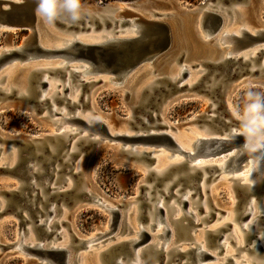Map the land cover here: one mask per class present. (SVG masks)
Listing matches in <instances>:
<instances>
[{"label": "rangeland", "instance_id": "374dc122", "mask_svg": "<svg viewBox=\"0 0 264 264\" xmlns=\"http://www.w3.org/2000/svg\"><path fill=\"white\" fill-rule=\"evenodd\" d=\"M216 5L219 8H227L228 11L232 12L233 8H238L240 11L235 12V20L231 18V15H227L223 17L224 20V29L230 31L229 27L235 24L238 20L240 12L242 9H245L246 19L242 17L241 20H247L249 23L251 21L252 25L257 27H264V0H82V9L83 11L94 10V11H108L106 10L109 7H116L123 5L131 11L130 19L138 20L139 19H155L161 20L166 23L170 29L171 33V47L163 56L164 58L155 62L153 65H148V68L141 69V71H135L131 75L127 77L122 83H107L104 79L108 77H94V81L98 80L100 82L96 84L88 85L84 91H82V95L80 94V104H77L74 109L80 108L84 114L87 111L93 110L98 115L102 116L109 122L110 126H114L115 130L118 132L120 129V124L123 122L126 123V128L134 133L135 130L140 131V126L138 120L140 119V109L144 107V101L140 100L142 95V89L144 86L142 85L143 80L147 79L148 82H151L153 78L158 79L162 78L165 75L161 74L165 69H168L173 61H191V65H196L197 62L203 61L205 58L213 57L218 54V52L225 51L228 49V45L218 46L214 40V36H211L209 39L201 40L200 37L196 35L193 30L194 18L198 14L197 9L203 7L204 5ZM112 13V10L108 11ZM121 20V19H120ZM125 21V19H122ZM83 21V19H81ZM81 21H76L75 23L70 22L75 27H80L82 24ZM85 22V21H84ZM109 26L100 25L96 27V25L92 22L89 24H85V27L88 28V31H96L97 34L99 32H119L120 29L124 30L127 24H122L121 26L117 24L114 26L112 22H108ZM112 24V25H111ZM250 24V23H249ZM102 26V27H101ZM91 28V29H90ZM87 30H83V33L88 32ZM79 32V31H78ZM112 34V33H111ZM58 35V34H57ZM27 36L26 31H9V30H1L0 31V49L7 48L11 46H19L23 39ZM119 36V34L115 35ZM202 36V35H201ZM217 46V47H216ZM251 52V48L245 49L242 53ZM255 52V51H253ZM59 62V60H41L39 61H30L19 63L18 61L13 62L10 65L4 66L0 70V77L8 76L12 73V84L17 85L18 76L22 75L25 71L29 72L31 68L34 66L45 64H53L55 62ZM40 63V64H39ZM37 65V66H38ZM174 66L178 68L175 64ZM200 67H195L194 69H189V71L194 72ZM27 69V70H26ZM25 70V71H24ZM17 71V72H16ZM21 71V72H20ZM148 71L150 73L148 74ZM153 71V73H152ZM138 73V74H136ZM28 74V73H27ZM148 75V76H147ZM16 76V77H15ZM19 76V77H20ZM201 76V74H200ZM147 77V78H146ZM91 78L90 76L85 77ZM17 79V80H16ZM244 81L239 88L235 91L232 97V103L237 109L238 106H242L245 99V93L248 90H254L259 92L261 95H264V74L254 73L251 76H244L241 79ZM106 82V83H105ZM78 83L75 81L73 86H76ZM6 83L0 82L1 88H4ZM229 85L226 87H222L220 89L221 94L217 98L207 90V88H193L190 91H186L178 94V99L175 103L171 104V106L165 111V116H167L172 122H176V129L167 130L171 136L175 138L178 142L189 149V145L194 139L202 134L204 130H201L205 126H213L215 123L224 122L226 131L235 129L234 123L229 119L228 114L225 112V108L223 105L224 95L228 92ZM75 89V88H74ZM73 89V90H74ZM71 90V93L73 92ZM77 90H80L81 87H78ZM139 91V97L137 99L134 98V94L136 91ZM141 90V91H140ZM142 92V93H141ZM78 91H75L77 94ZM74 95H72L73 97ZM34 103H25L21 101L14 100L12 98L2 100L0 99V139L2 140L0 147H10L17 149V143L24 141L26 139L33 138H42L49 131L54 130L56 128V124L52 123L56 118H51L47 115V110H49L48 106H45L43 109L38 110L33 106ZM65 107V103L61 102L58 107V112ZM68 110V109H66ZM149 111V108L146 109ZM40 111V112H39ZM150 112V111H149ZM154 119L146 122V119H142L146 126L151 130H158L154 127L161 125L160 119L161 110L155 111L152 110ZM70 113V111H69ZM72 113V111H71ZM207 113H210L211 116L218 117L214 118V122H209L207 119ZM157 114V117L156 116ZM70 114L67 116L69 117ZM232 115V114H230ZM164 116V115H163ZM232 117L236 119L233 115ZM194 119V120H193ZM56 123V122H55ZM138 123V124H137ZM71 125H64L66 128H71ZM75 128V127H74ZM221 130V129H220ZM166 131V132H167ZM223 131V130H222ZM120 143H108L107 141L98 144L94 149L90 148L85 153V158L82 161V165L79 170V174L76 176L72 175H63V164L58 165V161L56 163V174L54 175L55 181L51 184L52 187H62V190L67 189V185H64L60 180L65 177L68 178V182L71 183V186H74V191L80 192L83 191L88 193L92 198H97L108 207L114 208L119 207V212L121 216H124V224H122V229L115 230L110 233L106 237L99 239L96 241V246L90 247L89 249L77 247L74 249L73 254L78 255L80 260L77 261L76 264H92L91 258L97 256V264H102L101 261L103 259V254L98 256L99 253L106 250L111 245L122 241L128 240L133 237L132 232L126 230L125 218L126 213L128 214V219L131 220V227L137 228V223L141 220H136L135 215L137 212L143 210L146 207V210L149 211L148 207H153L155 203V199L150 200L149 205L146 206L143 203L142 196L147 194L149 190L145 187L151 186L152 183L150 181L145 180V170L152 169L154 164L150 163L147 168L145 164H141L140 162H136L134 160H128L126 157H122L119 149ZM135 149L142 151H155V148L149 147H135ZM154 155L158 161V163L162 165L168 164L172 162L173 158H181L185 160V157L182 155L174 157L170 156L168 151H163ZM17 151V150H16ZM83 154H80L82 157ZM178 156V157H177ZM172 158V159H171ZM201 160L205 162L211 161L212 163L220 161L219 157H201ZM212 158V159H211ZM200 160V159H198ZM208 162V163H209ZM210 162V163H211ZM2 161H0V164ZM157 163V162H156ZM191 163H188L190 165ZM138 168V169H137ZM256 173L252 176L253 179L258 178L259 176H264V157L254 159L249 158L248 160L243 162V168H241L237 173L231 174H223L221 175L225 179H229L234 176H239L240 174L249 175L251 171H255ZM40 173V172H39ZM38 173V174H39ZM36 174L33 177V180L36 181V188L41 192V181L37 178L39 175ZM181 177V175H178ZM144 178L143 182L141 180ZM57 180V181H56ZM23 182V181H22ZM18 180L16 176L10 175L8 173L2 172L0 170V202L6 204L7 200L4 198L2 194L3 191H9L13 189H7L8 187H16L18 188L20 184H24ZM218 181H213L207 183V186L214 187L212 194L210 193L209 202L208 203V211L215 216L214 219L220 218L219 222L214 221L207 222L203 220L201 226H198V229H194L193 231L196 234L200 235L202 233L204 235L205 231L214 229L216 227H221L222 223L233 224L240 232V236H244L245 234L240 230V225L235 222H227L230 218L223 219L222 215L219 214L230 209L231 215L239 214L240 211L244 208L242 207H233V193L230 190V186L232 185L231 180H227L226 182L217 183ZM183 192V191H182ZM32 195L35 192H31ZM232 195V197H231ZM43 196L44 198H48L49 194L46 192ZM151 198L161 197L159 193L153 192L150 196ZM135 198V199H134ZM232 198V199H231ZM237 200V197H234ZM252 198V197H251ZM162 199V197H161ZM176 198H167L164 207H168L169 203ZM198 199V193L195 194L191 198V202ZM235 200V201H236ZM36 207H47V203H41L40 200H37ZM55 201H53V206L55 205ZM264 202L261 199H258V205L256 206V210L259 212V217H264V209L261 208V205ZM9 204V203H8ZM60 203L58 206H62ZM77 207H62L66 208L68 215L63 218L61 207H57L56 217L54 220V225L52 226L51 237L47 241H42L47 244L54 243L55 245L62 244L64 242V238L68 241L71 240L70 246L72 248L77 246L75 239L83 240L85 235H101V233L108 232L107 229L109 223V215L105 213L103 209L100 207L93 205L92 201H81L78 203ZM189 207H193L191 204ZM3 210V209H2ZM17 213H19V217H15V213L9 212L5 210L0 213V264H41L40 261L36 257H30L23 253L18 252L17 250H12L10 248L3 249L7 244L15 241L17 239V230L19 228H29L35 227L34 222L39 217L40 220H44V213L46 209H41L42 215L40 216L39 212L34 213V217L31 220H27V222H23L20 216H25L26 211L20 209V207H15ZM77 210V211H76ZM199 209H195L198 211ZM76 211V213H75ZM133 211V212H132ZM73 213L74 216L72 215ZM39 214V215H38ZM201 212L197 218H202L204 215ZM74 217V218H73ZM254 219L251 224H254L255 221L264 224V220L261 218ZM58 221H62V225L59 224ZM183 222H186L184 218H182ZM243 224V223H242ZM146 227V224L144 225ZM211 228V229H210ZM226 234H229L230 229L228 227L225 228ZM35 230V229H34ZM64 231L61 239H56L55 234L57 231ZM102 231V232H101ZM151 235L150 243L152 245L156 244L157 246L162 242L159 238L153 237V234L156 232L149 231ZM26 233V234H25ZM231 233V231H230ZM25 242H38L42 237L36 230L32 231L29 237L27 232H24ZM130 234V235H129ZM264 235V232L261 233ZM250 233L246 234V237H250ZM29 238V239H28ZM174 242L171 244L170 248L178 247L179 249H189L193 247V240L183 239L179 233L176 236H173ZM198 242L204 245L203 236L202 240L197 237ZM105 240V241H104ZM255 239L247 238L243 240L242 244L248 243V246L251 247L254 244ZM167 242V241H166ZM264 243V240L261 242ZM226 251L224 253H220L216 256V262L220 261L224 256L234 255V260L237 262L244 260L242 256L245 255L246 264L249 261L255 260L256 254L254 252L246 253L245 249L236 251L235 241L231 242V238L226 241ZM91 246V245H90ZM207 248L208 252L216 253L219 249L215 248L212 243ZM170 254L169 264H174V257ZM258 257V260H260ZM142 264H158V261H148V258L144 255L142 257ZM183 263L190 264V260L187 257L183 258ZM215 261L208 260L203 263L198 264H215ZM220 261L219 263H222ZM131 263V262H130Z\"/></svg>", "mask_w": 264, "mask_h": 264}, {"label": "water", "instance_id": "95a60500", "mask_svg": "<svg viewBox=\"0 0 264 264\" xmlns=\"http://www.w3.org/2000/svg\"><path fill=\"white\" fill-rule=\"evenodd\" d=\"M38 0H19L18 2L13 1H1L0 0V29L6 28L10 30H20L26 31L27 36L24 38L20 47H16L8 53L0 57V68L5 64H10L11 61L16 60L19 63L29 62L34 60H51L58 59L64 64L58 68H41L34 69L29 73L28 77V86L25 93H18L14 88H11L9 91H5L0 88V99L5 100L12 98L17 101L25 103H34L33 106L41 111L45 106H48L49 109L52 107V102L48 98H41L42 92L48 85V82L45 78H55L57 75H65L67 71L70 73V78L72 82H78V85L81 87L82 91L91 84H96L92 79L94 77H108L115 81L123 82L129 75L135 71L143 68L144 65L149 64L153 65L155 62L164 58L163 56L171 47V33L168 25L161 20H151L144 22L141 25L142 32L139 37L133 38H113L112 41H107L103 44H84L74 39L69 41L62 48H49L46 47L41 41V36L43 34L42 30L45 32L47 39L53 41L56 34H72L82 32L83 30H88L85 27V24L92 22L99 27L104 24L109 26L108 22L113 24H118L119 21L115 19H109L104 16H101L100 19L98 16L89 15L82 12L81 18L78 21L83 19L80 27L73 26L69 20L61 16L54 23L50 25L53 27L54 31L50 32L46 29L44 30L45 21L41 19L36 14ZM214 11V7H210ZM220 13L211 12L209 17L203 21L201 28L208 30L210 32H216L221 27L220 22ZM85 21V22H84ZM127 23L126 21L120 22L119 25ZM117 33V32H116ZM114 33V34H116ZM249 40L256 41L253 36H247ZM262 52V51H260ZM262 60L261 54L258 53L256 57L249 58L248 60H236L233 58H226L220 61H210L208 59H203L201 65L205 71L201 79L189 87L187 84H180V81L184 79L187 72L183 70L182 73L176 79H170L166 76L162 78L155 79L151 85L142 89L143 93L140 97L141 101H144V107L140 109V119L138 120L140 131L135 130L132 135L126 134H115L110 135L107 131L105 124L102 121H95L93 126L88 127L82 119L73 118L72 122H75L81 127H86L92 130L91 133L86 136L80 135V130H75V133H55L53 135H45L42 138H31L24 141L18 142L17 145V160L13 166L3 164L0 166L2 172L8 173L10 175L16 176L19 181H23L20 186L15 190L3 191L2 194L7 200L4 208L0 213L5 210L15 213V217H19V213L16 212L15 207H20L26 211L25 216H20L23 222L31 220L35 215V212H39L40 216L42 215L41 209H46L45 212L47 215L52 214V211L48 207L52 206L53 201H55V210L57 207H74L76 208L78 203L81 201H91L92 197L83 191L76 192L74 191V186L62 190V187H52L51 183L55 181L56 174V163L63 164V175H72L76 176L79 174V171H75L74 165L79 158H85V153L90 148H95L98 144L103 143L105 140L117 141L115 143H120L121 147L119 152L122 157H126L128 160H134L145 164L148 168L150 163L154 164L156 162L157 153L163 151H168L171 157L173 153L182 154L186 158H193L195 154L190 152H184L177 148V144L173 138L166 133V129L174 130L173 127L168 128L167 126L161 124L157 127H154L158 130L149 129L145 122L142 119H146V122L154 119L152 110L162 111L165 104L170 100H177L178 94L183 92H188L193 88H207V90L217 98L220 96L222 87H226L240 79L244 76H251L254 73L264 74V67L260 65ZM70 61H76L74 66H78L83 69V72L71 70ZM181 61L176 60L175 64L180 66ZM254 68V69H253ZM82 73L90 74L91 81L86 82L81 79ZM4 77H1L0 82L3 81ZM99 82V81H98ZM57 97V96H56ZM54 97L52 101L64 102L66 106L70 109L77 106V103H69L67 99L63 97ZM223 105L225 112L228 114L229 119L237 127V120L230 115V112L226 108L225 104V95L223 99ZM149 108V111L146 109ZM39 111V112H40ZM51 111V110H49ZM49 113V112H48ZM47 113V115H49ZM56 115V113H54ZM51 115V114H50ZM53 116V113L52 115ZM50 117V116H49ZM157 117V114L155 116ZM218 117V115H216ZM207 113V119L209 122H214V118ZM54 123L56 120L53 121ZM137 123V124H138ZM225 123H215L214 127L209 126L211 129H215L217 132H220V129L225 128ZM163 129L164 131H159ZM95 134L98 135L95 137ZM78 135H80L78 137ZM2 140L0 139V146ZM198 142H206L211 144L219 143L222 149H226L227 146L242 145L244 143L243 137L236 135H231L229 139L221 138H211L209 140H200ZM135 144H141L142 147L155 148V151H135L133 146ZM195 142L192 145L194 146ZM200 146H202L200 144ZM162 147V148H160ZM228 149V148H227ZM2 153V147H0V155ZM80 154H83L80 157ZM218 155V153L213 152V156ZM262 153L260 154V156ZM212 156V157H213ZM253 157L247 153H244L237 163V168L235 171H239L243 168V162L246 161L247 157ZM264 157V155L262 156ZM40 172V173H39ZM39 173V174H38ZM222 171L214 166H204L202 168H197L194 165H188V162L184 161L178 164L171 165L164 172L158 173L154 169H147L145 180L152 183L151 186L145 187L148 191L147 194L142 196L143 203L148 206L150 200L157 198H151L153 192L159 193L163 198L162 207H158V212L163 213V206L165 205L166 199L175 197L179 198V195L185 190L192 192L190 197L192 198L197 192L201 191L202 187H206L207 183L217 180ZM38 174L37 178L41 181V192L36 188V181H30L31 178L35 177ZM178 175H181L179 177ZM240 178L231 177L229 180L233 182V190L235 196L237 197L238 207H242L251 195H256L258 199L264 195V179L260 184L255 188H249L247 185L239 183ZM57 181V180H56ZM64 185L67 184L68 178L60 180ZM31 192H35L34 195ZM49 194L48 198H44L45 193ZM40 200L41 203H47V207H36V201ZM155 201V202H156ZM9 203V204H8ZM62 203V206L58 204ZM183 206L182 209L186 208L187 201L182 200ZM155 206V205H154ZM149 211L153 213V210L156 207H148ZM154 208V209H153ZM119 209V207H118ZM118 209H115L112 212L111 223L109 224V233H112L116 230L118 223L121 224L120 229H122V224H124V216H121V213ZM210 215L205 217L203 220H211L214 216ZM186 222L181 223L179 227V235L183 239L194 240L192 230L193 228L199 226L196 222L190 220V217L183 216ZM242 218V217H241ZM247 215L242 219H246ZM264 219L263 217H260ZM143 219V220H142ZM139 220L143 224L148 222V215L146 207L144 208L143 214L139 215ZM36 225L33 227L42 237L39 242L35 243L33 247L28 248L27 251L36 254L37 259H42L47 257L45 263L49 264L47 261H51L52 264H76L78 257H74L73 251L75 248H86L85 241L75 239L77 246L72 248L69 252L68 248H57L49 247L47 243L42 242L47 241L53 230L48 231L43 224L39 223V217L34 222ZM230 225L224 224L222 227L214 231H206L207 236L209 237V243L219 249L217 254L223 251V244L219 243L224 233L226 227ZM126 225V230H127ZM153 225H149V228H140V233L138 235L139 240H126L115 243L106 249L103 254L102 263L103 264H130L132 260V254L137 249L141 250V253L144 252V255L148 258V261H158V264H169L170 254L175 259L174 264H180L179 260L183 257H188L191 263L194 264L192 260V253H195L198 246L194 244V247H190L186 251H179L177 248H172L170 251L165 252L161 248H156L154 245L150 244V234L148 230H151ZM22 229V228H20ZM24 231H27L23 228ZM58 238V234H55ZM257 232H254L250 235L255 242L252 247L249 249L250 252H254L256 256L262 258L260 264H264V249L261 245H258L260 239L256 238ZM105 241V240H104ZM217 241L219 244H216ZM42 242V244H41ZM8 246H5L3 249H8ZM210 247V246H209ZM70 254V257H69ZM202 256L201 260L212 259L213 257L206 251H200ZM35 256V257H36ZM226 264H236L232 259L227 258Z\"/></svg>", "mask_w": 264, "mask_h": 264}, {"label": "bare ground", "instance_id": "6f19581e", "mask_svg": "<svg viewBox=\"0 0 264 264\" xmlns=\"http://www.w3.org/2000/svg\"><path fill=\"white\" fill-rule=\"evenodd\" d=\"M1 1L18 2L19 0H1ZM210 7L216 8V5H212L211 6L210 4H208L206 6L204 5L203 7L197 9L198 14L194 18L193 30L196 33V35L198 37H200L201 40H204V39H207V38L209 39L211 36H214V40H215V42H216V44L218 46L228 45V49L225 50V51L218 52V54L215 56V58H213V57H209L208 58L207 57L206 59H208L210 61H220V60L226 59V58H233V59H236V60L240 59L242 61V60H248L249 58L256 57L257 54L260 53L261 57H262L260 65L264 67V27H257L255 25H252L251 21L249 22L250 23L249 24L247 22V20H241L242 17L246 19V14L244 12L245 9H242V11L240 12V15L238 16L240 18H238V20H237V22L235 24H233V25H231L229 27L230 31L229 32H227V30L223 31L222 29H224L223 27L225 25L223 17H225L227 15H231V18L234 21L235 20V14L234 13L240 11V9L233 8L232 12H230V11L227 10V8H219V7H217V9L213 11ZM106 10H108V11L112 10V13L108 12V11L104 12V11H94V10H87V9L85 11H83V12L86 13V14H89V15L98 16L100 21L102 19V18H100L101 16H104V17L109 18V19H111V18L115 19L116 21H119L118 24L120 22H123L122 19H125V21L127 22L125 24L128 25V28L126 27V29H124V30L120 29V31L117 32L116 34H114L112 31L111 32H104L105 30L102 31V32H99L97 34L96 31L95 32L94 31H88L89 29L87 30L88 32H86V33L77 32L74 35H72L70 33H68V34H58V35L56 34L55 39L53 41L47 39L45 34H44L45 32L42 30L43 34L41 36V38H42L41 41H42V43L44 45H46V47H49V48H62L66 43L68 45L69 41H72L74 39H77L78 41H80L81 43H84V44H103V43H106L107 41H112L113 38H133V37L135 38V37H139L141 32H142L141 25L144 22L155 20V19H139V21H138V20L130 19L129 17L131 16V11L128 8L124 7L123 5L116 6V7H109ZM216 11L220 13L219 16H220L221 27H220V29H218L214 33L213 32L208 33V30H206V29L204 30V29L201 28L202 23H203V21H205V19L207 17H209L211 12H216ZM102 25L105 26L104 24H102ZM116 25L117 24H114V26H116ZM43 27H44V30H45V27H46V29L48 31H50V32L54 31L53 27L49 23L45 22V25ZM1 30L2 31L3 30L14 31V30L6 29V28L0 29V31ZM117 34H119V36H115ZM248 35L253 36L256 41L249 40L248 37H247ZM20 45L19 46H11V47L0 49V57H2L4 54L8 53L9 51L13 50L14 48L20 47ZM249 48H251V52L242 53V51H245V49H249ZM253 51H255V52H253ZM260 51H262V52H260ZM51 60H53V59H51ZM54 60H58V59H54ZM15 61L16 60L11 61L10 64H12ZM34 61H39L40 62L41 60H34ZM75 62L76 61H70L71 70L83 72L82 68H80L78 66H74ZM10 64L8 63V64L3 65L0 68V70L4 66L10 65ZM63 64H64V62L59 60V62L56 61L53 64H45L44 66H42L41 64L40 65L37 64L38 66L37 65L34 66L33 68H31V70H29V72L26 69L27 72L24 70L25 73L23 72V74L21 76L19 75L20 77L18 76V81H17L18 84L16 86L15 85L14 86L11 85L12 81H13L12 73H15V72H11V74L8 75V76H2V77H4V79L1 82L2 83L3 82L6 83V85L2 89L5 90V91H9L11 88H14V89H16L18 91V93H25L26 88L28 86L29 73L32 70L41 69V68H58V67H61ZM174 64H175V61H173L171 66L168 69H165V71H163V73H161V74H164L166 77H168L170 79H176V78L179 77V75L182 73L183 70H186L187 74L184 77V79L182 81H180V84H187L189 87H191L194 84H196L201 79V77L204 75V73H205V71H204V69H203V67L201 65V62H197L196 65H191V61H184L183 60L181 62V64H180V66L175 64L178 68H176L174 66ZM148 65L149 64L144 65L143 68H145V67L148 68ZM195 67H197V68L200 67V68L197 69L194 72L189 71V69H194ZM143 68H140L139 71H141V69H143ZM147 68H145V69H147ZM149 73H150V71H148V74ZM152 73H153V71H152ZM136 74H138V73H136ZM200 74H201V76H200ZM87 76H90V74L82 73L81 79L86 81V82L91 81L90 78H86L85 79V77H87ZM131 78H132V75H131ZM155 78H153L151 82H148L147 79L143 80L142 85L144 86V88L148 87L149 85H151L153 83V81L155 80ZM0 79H1V77H0ZM44 79L47 80L48 85L45 88V90L42 92L41 98L50 99V102H52V107H51V109H49L51 111L47 110L49 112V113L48 112L47 113L49 114L48 116H50L51 118H56V123L53 122L54 120L52 121V123L56 124L55 125L56 128H54V130H52V131H49L47 133L48 135H53L55 133H63V134L75 133V130H80L81 131L80 135L86 136L87 134L92 132L91 129L86 128V127H81L80 125H77L75 122H72L73 118L82 119L88 127L93 126V123L96 120L97 121H102L105 124V126L107 128V131H108V133L110 135H115V134H118V135H121V134L132 135L133 134L130 130H128L126 128V123L125 122L124 123L122 122L120 124L121 127H119V128L122 129V130H119L117 132L115 130L114 126H110L109 122L106 121L105 118H103L102 116L98 115L93 110L87 111L84 114V112L80 108L75 110L74 108L70 109L68 106L65 105V107L62 108L58 112V107H59V105L61 103L56 102V101H52V98H54L56 96L57 97L61 96L64 99H67L69 103L80 104V94L82 95V89H81V93H80V90H77V88L80 87V86L78 84L76 86H73L74 82H72V78H70L69 71H67L65 73V75H62V76L61 75H57L55 78L51 77L49 79H47V76H45ZM241 79H242V77L240 79L234 81L231 84V86L228 88L229 90H228V92L225 95L226 108L230 112V114H232L234 117H235L236 110H235V108L233 106V103H232V97H233L235 91L239 88V86L242 83H244V81H242ZM92 80L94 81V79H92ZM105 80H106L107 83H122L121 81H115V80L110 79V78H106V79H104V81ZM98 81H99V79L96 80L95 82L98 83ZM0 88H1V86H0ZM71 90H73L72 93H71ZM75 91H78V93L75 94ZM139 94H140V92L137 90L135 92V94H134V98L137 99L139 97ZM72 95H74V96L72 97ZM175 102H176V100H170V102L168 101L165 104V106L163 107V109L161 111L162 120L160 119V122L163 125L167 126L168 128L173 127V128L176 129V122H172L164 114V113H166L165 111L171 106V104H173ZM66 109H68V110H66ZM69 111H70V113H69ZM71 111H72V113H71ZM52 113H53V116H51ZM54 113H56V115ZM68 114H70L69 117L67 116ZM64 125H71L70 126L71 128H66V127H64ZM235 128H236V126H235ZM167 130H170V129H166V131ZM201 130H204V131L202 132V134L200 136L196 137L194 139V141H192L190 143L189 149L185 148L181 144V142H178L177 140H175V138L173 136H171L168 131L167 132L165 131L166 133H168L173 138V140L177 144V148L179 150H182L184 152H190L192 154H195V156L193 158H189V157L186 158L184 156L185 160H183L181 158L178 159V158L175 157V158H173L174 160L172 162H170L168 164H165V165H162L163 162H161V164L158 163V161H160V160H158V161H156L157 163L156 162L154 163V167L152 169H154L158 173H162L168 167H170L171 165L178 164V163L186 161L188 163H191L190 165H194L197 168H202L204 166L214 165V166L218 167L222 171V173L219 175V177L215 181H218L217 183H222V182H226L227 180H229V179H225L221 175H223V174H231V175H233L234 173H237V171H235L236 168H237V163H238L239 159L242 157V155L244 154V152H242L241 149H240V147L243 144L242 145L233 144L231 146H227L228 149L227 148L226 149H224V148L222 149V147H221V145L219 143H216V144L208 143L207 144L206 142H202L201 143V142H198V141H200V140H205L206 141V140H209V139L214 138V137L221 138V139H229L230 136L234 134V130L235 129L232 128L231 130L226 131V128L223 127L220 130V132H217L215 129H211L208 126H205ZM159 131H164V130L160 129ZM80 135H78V137ZM97 136L98 135L95 134V137H97ZM105 141H107V140H105ZM112 142H117V141H113V140L110 141V142L108 141V143H112ZM194 142H195V144H194V146L192 148V145H193ZM200 144L202 146H200ZM140 146H142V145L141 144H135L133 146V149L135 151H142V150L135 149V147H140ZM160 148H162V147H160ZM13 149L14 148H10V147H2V153L0 155V161H2V163L0 164V166H2L3 164H7L9 166H13L16 163L17 151H16V149L15 150H13ZM213 152L218 153V155L213 156ZM173 154H175V153H173ZM178 155H182V154H178ZM263 155H264V153H262V155L260 157L263 158L262 157ZM174 156H176V154ZM174 156L172 155V157H174ZM212 156L213 157H216V156L219 157L218 159L220 161H218V162L213 161L214 163H212L210 161L211 162L210 163L209 162L210 159H209V160H207L209 162L208 163V162H205L204 160H201L202 159L201 157H212ZM167 157L168 156H166V158ZM247 158L249 159V158H253V157L249 156ZM168 159H169V157H168ZM198 159H200V160H198ZM156 160H157V158H156ZM81 165H82V158H79L76 161L75 165H74L75 171H79ZM146 171L147 170H145V172L143 171L145 176H146ZM255 173H256V170L255 171H251L248 176L240 174L239 176H234V177L240 178L239 179V183L247 185L249 188L250 187L251 188H255V187H257L260 184L262 179H264V176H259L258 178L253 179L252 176ZM143 180H144V178L141 180V183L143 182ZM30 181L33 182L34 181L33 178H31ZM66 185H67V188L71 187V183L70 182H68ZM229 188H230L231 192L233 193V191H234L233 190V183H232V185ZM7 189L15 190L17 188L11 186V187H8ZM213 190H214L213 186H212V188H211V186H206V187L203 186L201 191L197 192L198 193V199H196V200H194L192 202L190 201L191 200L190 195L192 194V192L189 191V190H185L184 192H182L179 195L178 199H175V200L171 201L169 203L168 207H164L163 206V213L162 214L160 212H158V207H162V203H163V198L161 199V197H160L159 200L156 201L153 204V207H156L155 209L153 208L154 209L153 213L150 212V211H147L148 222L145 223L146 227H144L145 224H143L142 221H140L139 223H137V228L136 229L134 227L132 228L131 224H130L131 220L128 219L129 216L126 213L125 225L128 226L127 230L132 232V235H133V237L128 239V240L138 241L139 240L138 235L140 233L139 229L142 228V227L148 229L149 225H153V228L151 230H148V232L149 231L156 232L155 234H153V237L159 238L160 240H162V242L158 246L156 244H154V246L156 248H159V249L161 248L165 252L170 251L172 249V248H170V246L174 242V240H170V239L171 238L174 239L173 236H176L177 233H179V229L177 227H179V225H181V223H183V221H182L183 216L190 217L191 218L190 220L196 222L197 224H200L199 226H201V223L203 222V219L210 215L209 214L210 212L208 211L209 207H208V203L207 202H209L210 193L212 194ZM232 195H233V199L232 198L231 199L233 201V207L234 206L238 207L237 200H236V198H234L236 196H234V194H232ZM232 195H231V197H232ZM260 199H261V201L264 202V195H262ZM182 200H186L187 201V205H186L185 209L181 208L183 206ZM91 201H92L93 205H96V206L100 207L101 209H103L105 211V213H107L109 215V223H108V226H107V229H109V224L111 223L112 212L115 209H118V207H114V208L108 207V205L105 204V202H102V201H100L97 198H92ZM190 204L193 207H189ZM257 205H258L257 196L256 195H251V196L248 197V199H246V201H245V203L243 205L244 208L240 211L239 214H236L235 216L231 215L232 213H231L230 209L225 211V212H223V214L219 212V214L222 215V218L224 220L229 217L230 219L227 222L232 223V222L237 221V223L240 225V230L245 234L244 236H242L243 240H246L247 238L248 239L251 238L249 236L246 237V234H248V233L252 234L254 232H257L256 238L260 239L259 242H258V245H261L262 248L264 249V243H261L264 240V235L261 234L262 232H264V224L258 222V220L255 221L254 224H251V222L254 219H257V217H259V216H257V215H259V212L256 210V206ZM4 206H5V204L0 202V211H2ZM76 208H77V210L80 209V207H76ZM261 208L264 209V203L261 205ZM48 209L52 211V214L47 215L46 212H45L44 213V215H45L44 217H46V218L44 220H40L39 219V223L43 224L44 227L48 231H50L52 229V226L54 225V220H55V217H56V210L57 209L55 210V207L53 206V204H52V206L48 207ZM195 209H199V210L195 211ZM61 211H62L63 218L68 215L66 208H62L61 207ZM76 211H75V213H76ZM143 212H144V208H143V210L141 212L139 210V212H137V214L135 215V219L138 220L139 219V215L143 214ZM201 212L203 213L202 215H204V217L197 218L198 215ZM75 213H73L72 215L74 216ZM246 215H247V218L245 220L242 219ZM214 218H215V216H214ZM259 219H261V218L259 217ZM219 220H220V218L214 219V221H218V222H219ZM206 221L208 222V220H206ZM58 222H59L60 225H62V221H58ZM212 223H213V221H212ZM224 224L230 225L228 228L230 229L231 233H230V231H229V234L224 233V236L222 237V239L219 242V243L223 244L222 253H224L226 251V248H228L227 247L228 245H226V241L229 238H231V242L233 240L235 241L236 251L245 249V252L249 253L250 252L249 249L252 246L249 247L248 243H245V242L243 243V245H241L242 244V238H241L240 232L237 230V228L235 226H233V228H232L233 224H229V223H222L221 227ZM120 227H121V224L118 223V225L116 227V230H118ZM218 228H220V227L218 226V227H216L214 229L210 228L211 230H208V231H214V230H217ZM194 229H198V226L193 228V230ZM26 230H27L26 232L28 234V237H29L30 233H32V231L35 232V230L33 229L32 226L27 228ZM193 230H192V234H193V237H194L193 245L194 244L199 245L197 250H196V252L192 253V255H191L194 264L203 263V262L208 261V260L209 261L210 260L215 261L214 262L215 264H226L227 258L232 259L236 264H246L245 263L246 262L245 255L242 256V259H244V260H241L239 262H237L236 260L233 259L234 255L224 256L220 260V261H223L222 263H219L220 261L216 262V259H217L216 256L218 255L217 253L219 252V250L216 253L208 252L207 248L209 247L210 243H209V237L207 236L206 231H205L204 235L202 233H199L200 235H198V234L195 235L196 232H194ZM24 232L25 231L23 230V228L22 229L19 228L17 230V239L15 241L11 242L10 244H7V245H9L8 248H10L12 250H17L18 252L23 253L25 255H28L30 257H35L36 254H32V253L28 252L27 251L28 248H25V247H30L31 248L37 242L36 241H34V242L33 241L32 242L31 241L30 242L29 241L25 242L24 237H25L26 233L24 234ZM63 233H64L63 230L62 231H60V230L57 231L56 234H58L59 236L57 238L56 235H55L56 239H61L62 236H64ZM109 234H108V232H105V233L102 232L101 235H95V234L94 235L93 234L85 235L83 237V240H82V241H85V246H86L85 249H89L90 247L96 246L97 245V244H95L96 241H98L99 239H102L103 237H106ZM202 236H203V241L205 239L204 245L201 243L202 241L198 242V239H196L198 237L199 240L200 239L202 240ZM254 239H255V237H254ZM122 241H126V240H122ZM150 241H151V238H150ZM150 241H149V243H150ZM119 242H121V241H119ZM215 242H216V244H219L217 241H215ZM41 244H42V242H41ZM70 244H71V240L68 241V239L66 240V238H64V242H62V244L55 245L54 243H50V244H48V246L49 247H51V246L52 247H57V248H68L70 246ZM175 248H177L179 251H182V252L187 250L185 248H183V249H179L178 247H175ZM70 250L71 249H69V252H70ZM202 250L206 251L207 253H209L213 258L212 259L201 260L202 256L200 255V251H202ZM104 251L99 253L98 256H100ZM143 256H144V252L141 253V250L137 249L132 254V260H131L130 264H142L143 263V261H142V257ZM69 257H70V254H69ZM74 257H75V255H74ZM76 257H78V261H79L80 260L79 256L76 255ZM36 258H37V256H36ZM183 258H185V257H183ZM183 258H180V260H179L180 264H185V263L182 262ZM187 259H188V257H187ZM254 259L255 260L247 262V264H260L262 262V258H259L260 260H258V256H256ZM38 260H40L42 263H45L46 260H48V258L44 257L42 259L39 258ZM90 261H91L92 264H97V262H98L97 256L92 257ZM47 262L49 264H52L51 261H47ZM101 263H102V261H101ZM190 263H191V261H190Z\"/></svg>", "mask_w": 264, "mask_h": 264}, {"label": "clouds", "instance_id": "9594fccd", "mask_svg": "<svg viewBox=\"0 0 264 264\" xmlns=\"http://www.w3.org/2000/svg\"><path fill=\"white\" fill-rule=\"evenodd\" d=\"M35 11L49 24L61 16L75 23L83 12L82 0H38ZM235 118L237 127L234 135L244 139L241 151L258 160L264 153V95L248 90L243 105L236 109Z\"/></svg>", "mask_w": 264, "mask_h": 264}]
</instances>
